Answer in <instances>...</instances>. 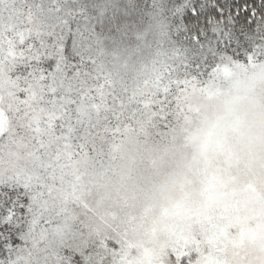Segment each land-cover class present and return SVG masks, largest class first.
Instances as JSON below:
<instances>
[{"label":"snow or ice","instance_id":"obj_1","mask_svg":"<svg viewBox=\"0 0 264 264\" xmlns=\"http://www.w3.org/2000/svg\"><path fill=\"white\" fill-rule=\"evenodd\" d=\"M0 264H264V0H0Z\"/></svg>","mask_w":264,"mask_h":264}]
</instances>
